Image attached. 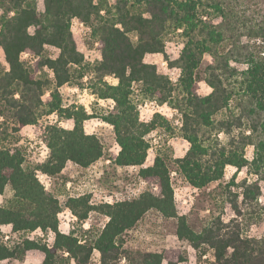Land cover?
<instances>
[{
    "label": "trees",
    "instance_id": "16d2710c",
    "mask_svg": "<svg viewBox=\"0 0 264 264\" xmlns=\"http://www.w3.org/2000/svg\"><path fill=\"white\" fill-rule=\"evenodd\" d=\"M74 19L87 29V46L97 44L100 57L93 62L77 49ZM174 35L181 48L171 59L166 43ZM0 50L6 65L0 66V196L7 188L11 192L0 204V226L23 236L8 244L11 239L4 241L0 232V262L23 260L29 251L42 253V264H90L95 252L99 264L184 262L178 251L124 248L125 235L155 212L175 220L176 237L198 259L209 255L207 264H264V0H0ZM23 54L31 58L23 60ZM151 55L166 67L148 63ZM205 56L209 63L200 71ZM170 70L179 71L175 82ZM199 81L212 91L200 95ZM63 86L112 102L97 116L112 128L117 146L106 159L117 168H139L140 180L156 189L97 206L90 194L67 195L64 207L76 218L68 233L59 230L62 206L38 175L57 177L68 162L89 168L105 152L83 128L93 114L66 106ZM144 102L176 111L179 126L171 128L158 113L140 121L138 105ZM52 114L57 121H72V127H45L48 154L42 159L21 144L20 131ZM154 131L184 139L185 154L171 158L158 151L153 164L143 167L150 148L146 137ZM170 163L195 189L221 181L227 166L245 169L252 179L235 182L233 175L222 185L231 217L213 216L195 231L177 214ZM91 212L107 220L100 228L84 229ZM253 227L258 234H251ZM37 230L53 234L51 246L25 236Z\"/></svg>",
    "mask_w": 264,
    "mask_h": 264
},
{
    "label": "rangeland",
    "instance_id": "374dc122",
    "mask_svg": "<svg viewBox=\"0 0 264 264\" xmlns=\"http://www.w3.org/2000/svg\"><path fill=\"white\" fill-rule=\"evenodd\" d=\"M219 21V20H218ZM71 31L73 39L76 43L77 49L84 54L86 61L93 62L98 59L99 52L96 49L97 44L89 48L86 44L88 40V32L83 24L74 19L71 22ZM181 48V41L178 37L170 36L166 43V54L169 58L177 57ZM52 50V49H49ZM54 55V51L52 50ZM31 57L28 54H23V60H29ZM148 63H161L166 67V62L162 61L160 56L151 55L145 59ZM209 63V57L205 56L202 60L200 71ZM0 66L6 67L4 56L0 50ZM170 77L173 82L178 78V70H170ZM201 76V74H199ZM108 82L114 80L106 79ZM116 81V80H115ZM111 83V82H110ZM113 84V83H112ZM199 94L207 95L208 88L202 81H199ZM63 103L66 106L82 107L89 114L94 117L86 120L83 123L85 133L95 135L104 147L105 157L98 160L89 168L81 169L68 162L57 177H46L39 174L38 179L43 186L52 192L58 199L62 210L58 213L59 230L68 233L76 222L75 216L64 207L67 195H83L90 194V201L93 205L107 203L113 204L124 200H131L136 198L142 192L148 190L153 193L155 188L143 183L138 177L137 167L117 168L110 164L107 156L111 153H117V146L115 144L114 134L112 128L100 120L98 114L103 113L108 107L112 105L111 101H96L94 96L88 91H80L76 88L63 86L60 88ZM46 97V96H45ZM96 102V104H95ZM139 119L142 122H148L155 113L163 116L170 124L171 128L175 129L179 126V116L176 111L169 107L157 106L154 102H144L138 105ZM56 115L52 114L40 119L37 124L33 126H26L21 129L20 135L22 137L21 144L28 148L29 151L38 152L40 158H45L48 154L47 148L42 143V135L44 129L49 124L57 123L60 127L71 128L72 121H57ZM146 139L150 144L147 151V156L143 167L151 166L153 160L158 153L167 154L171 158L182 157L187 151L188 143L176 135H170L165 131H154L147 135ZM253 149L251 147L246 149V157H252ZM170 182L173 189V199L178 215L187 217L189 225L195 230L200 231L201 228L213 217L220 215L224 220L231 217L232 212L229 205L224 203L221 196V186L229 181L235 175V182L244 178L252 179L247 176L245 169L236 172V169L227 166L224 171V177L219 182H214L202 189H195L183 181L173 170L170 163ZM234 169V170H233ZM243 173V175H241ZM11 196V192L7 188L2 196H0V204ZM106 217L91 212L86 222L83 223V228L87 229L90 225L100 228L105 222ZM7 229V231H5ZM176 222L172 219H164L155 212H148L136 226L125 235V249L141 250L148 252L165 253L170 250L178 251L185 259L184 262L178 264H207L210 256H204L202 259L196 257L195 252L189 245L179 240L175 235ZM0 232L3 235H10V243L17 242L23 238L18 234H10L9 226H0ZM259 230L252 228L251 234H258ZM30 239H41L42 242L50 244L53 240V235L48 232L44 235L39 230L25 235ZM9 239V240H10ZM3 240L4 236H3ZM43 254L39 251H29L23 260H5L0 264H42ZM99 256L95 252L93 254L90 264H99ZM70 264H73L72 262ZM120 264H124L121 261ZM165 264V263H163Z\"/></svg>",
    "mask_w": 264,
    "mask_h": 264
},
{
    "label": "clouds",
    "instance_id": "9594fccd",
    "mask_svg": "<svg viewBox=\"0 0 264 264\" xmlns=\"http://www.w3.org/2000/svg\"><path fill=\"white\" fill-rule=\"evenodd\" d=\"M40 11H43V7L40 8ZM10 15H14V13H10ZM29 32L31 33L32 30L29 29ZM21 59H23V55L21 56ZM110 82L113 83V84L117 83V81H115V80H112V81H110ZM211 91H212L211 88H207V89H206V93H210ZM221 138H222V139H226V137H224L223 134H221ZM249 159H251V155H249ZM233 170H234V169H233ZM241 175H243V173H241ZM5 231H7V229H5Z\"/></svg>",
    "mask_w": 264,
    "mask_h": 264
},
{
    "label": "built area",
    "instance_id": "2783aa9c",
    "mask_svg": "<svg viewBox=\"0 0 264 264\" xmlns=\"http://www.w3.org/2000/svg\"><path fill=\"white\" fill-rule=\"evenodd\" d=\"M40 233H42V232H40ZM63 233H65V232H63ZM52 234V233H51ZM42 235H44L43 233H42ZM53 235V234H52ZM9 237H10V235H7V234H5L4 235V241H7L8 239H9ZM54 238V237H53ZM52 242H53V240H52ZM52 242L50 243V244H48L47 242H46V244L48 245V246H51L52 245Z\"/></svg>",
    "mask_w": 264,
    "mask_h": 264
}]
</instances>
